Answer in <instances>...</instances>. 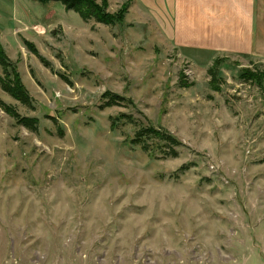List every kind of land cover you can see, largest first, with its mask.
Masks as SVG:
<instances>
[{
	"label": "rangeland",
	"instance_id": "obj_1",
	"mask_svg": "<svg viewBox=\"0 0 264 264\" xmlns=\"http://www.w3.org/2000/svg\"><path fill=\"white\" fill-rule=\"evenodd\" d=\"M108 1L115 14L126 0ZM143 1L114 26L58 2L0 9L32 107L1 87L0 103L38 120L29 131L0 106V264H264V82L240 78L264 62L179 49L170 0ZM105 92L125 101L105 107ZM150 126L176 157L130 144Z\"/></svg>",
	"mask_w": 264,
	"mask_h": 264
},
{
	"label": "crops",
	"instance_id": "obj_2",
	"mask_svg": "<svg viewBox=\"0 0 264 264\" xmlns=\"http://www.w3.org/2000/svg\"><path fill=\"white\" fill-rule=\"evenodd\" d=\"M18 1L22 0H0V9L12 10ZM26 1L37 3L36 0ZM107 2L109 8V1ZM170 2L173 15L170 26L168 24V37L179 49L206 53L210 56L217 54L252 56L264 62V0H170ZM52 5L54 3H49L46 7L51 8ZM137 8L148 6L143 0H138ZM49 13L50 11L46 18ZM8 25V17L3 18L0 15V36Z\"/></svg>",
	"mask_w": 264,
	"mask_h": 264
},
{
	"label": "trees",
	"instance_id": "obj_3",
	"mask_svg": "<svg viewBox=\"0 0 264 264\" xmlns=\"http://www.w3.org/2000/svg\"><path fill=\"white\" fill-rule=\"evenodd\" d=\"M130 1L131 0H128L122 4L120 9L115 14H110L107 12V0H100V2H97L96 0H38V2L42 5L56 2L61 3L66 11H73L74 13L78 14L83 22L93 21L105 26L122 24ZM27 46L31 49V51H33L30 44L27 43ZM223 63H225L224 59L216 58L207 71L208 76L210 77L209 86L213 91H219L220 79L218 76L220 73V67L223 65ZM45 65L47 66L48 64ZM0 67L2 70V76H0L1 90L9 95L12 99L19 102L21 105L32 107V98L21 82L16 67L9 61L8 57L4 53L1 44ZM240 78L245 82L261 86L264 82V70L261 71L258 68H245L240 71ZM184 87L187 86L184 85ZM102 97L107 100L105 107L120 105V103L125 101L124 98H121L110 92H105ZM0 106L9 117L16 121L18 125H21L25 129L32 132L37 131V119L20 117L16 111L3 103H0ZM120 120L129 121V123L131 121L128 116H120V118L118 117L113 119L110 126L111 130L116 128V123ZM152 140L162 143L165 149H168L167 151L163 152L165 156L176 157L178 154L177 149L182 146L177 138L171 135L169 132L152 126L140 128L135 133L134 138L130 141V144L140 147L143 152L149 153V146L147 145V142ZM186 170V167L181 169V171Z\"/></svg>",
	"mask_w": 264,
	"mask_h": 264
}]
</instances>
